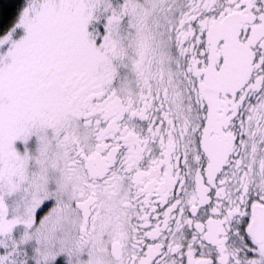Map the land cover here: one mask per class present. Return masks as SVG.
I'll return each instance as SVG.
<instances>
[{
    "label": "snow or ice",
    "instance_id": "obj_1",
    "mask_svg": "<svg viewBox=\"0 0 264 264\" xmlns=\"http://www.w3.org/2000/svg\"><path fill=\"white\" fill-rule=\"evenodd\" d=\"M0 264H264V0H0Z\"/></svg>",
    "mask_w": 264,
    "mask_h": 264
}]
</instances>
